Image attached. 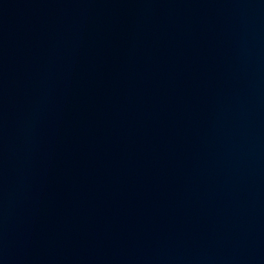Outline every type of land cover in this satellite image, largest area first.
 I'll list each match as a JSON object with an SVG mask.
<instances>
[{"label":"water","instance_id":"1","mask_svg":"<svg viewBox=\"0 0 264 264\" xmlns=\"http://www.w3.org/2000/svg\"><path fill=\"white\" fill-rule=\"evenodd\" d=\"M0 264H264V0H0Z\"/></svg>","mask_w":264,"mask_h":264}]
</instances>
